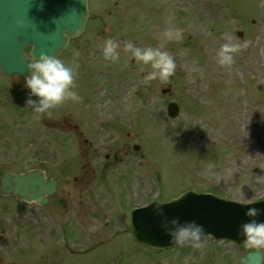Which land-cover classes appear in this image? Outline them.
<instances>
[{
	"label": "rangeland",
	"instance_id": "obj_1",
	"mask_svg": "<svg viewBox=\"0 0 264 264\" xmlns=\"http://www.w3.org/2000/svg\"><path fill=\"white\" fill-rule=\"evenodd\" d=\"M88 7L85 35L61 55L75 66L73 90L83 104L73 100L68 130L76 126L88 138L99 130L100 148L115 137L111 149L121 159L105 161L106 148L65 152L57 169L48 168L60 186L47 205L0 197V264H227L250 251H260L264 261V249H234L211 238L198 249L149 251L124 224L129 208L159 192L162 201L187 188L242 203L264 197V0H89ZM108 38L120 42L118 61L103 55ZM127 41L169 52L174 73L146 80L154 69L125 49ZM225 43L240 46L231 65L218 62ZM4 82L0 174L6 161L11 170L26 164L18 155L47 156L35 153L41 132L32 119L4 105ZM169 102L179 107L173 119ZM58 130L49 138L66 135ZM95 164L108 170L98 181L90 175Z\"/></svg>",
	"mask_w": 264,
	"mask_h": 264
},
{
	"label": "water",
	"instance_id": "obj_2",
	"mask_svg": "<svg viewBox=\"0 0 264 264\" xmlns=\"http://www.w3.org/2000/svg\"><path fill=\"white\" fill-rule=\"evenodd\" d=\"M86 18V0H0V73L24 74L29 71L27 66L33 57L39 59L42 53L57 56L69 37L75 38L83 32ZM27 45L32 46L29 58L22 53ZM167 111L170 117H175L178 108L170 103ZM0 186L4 195L13 194L20 200L42 205L47 195L53 193L55 181L44 179L38 171L22 175L5 172ZM205 198L207 200H203ZM251 207L261 210L255 218L245 215ZM177 217L181 222L195 220L203 225L206 235L243 244L240 225L249 219L264 221V202L244 206L208 195L186 193L169 204L154 203L130 212L126 227L137 242L153 248H166L174 244L161 221ZM241 261L261 264V254L249 253Z\"/></svg>",
	"mask_w": 264,
	"mask_h": 264
},
{
	"label": "clouds",
	"instance_id": "obj_3",
	"mask_svg": "<svg viewBox=\"0 0 264 264\" xmlns=\"http://www.w3.org/2000/svg\"><path fill=\"white\" fill-rule=\"evenodd\" d=\"M120 42L108 38L103 44V55L105 59L118 61L120 54L117 49ZM126 50H130L132 55L145 64H151L154 69L146 76V80L156 78L167 79L176 68L174 57L167 51L159 48L139 47L132 41L124 44ZM240 46L238 44L225 43L221 45L218 52L219 63L221 65H231L235 62L232 53ZM30 75L26 78L27 96L24 101V107L28 108L34 114H45L49 109L62 104L68 99L79 101L82 97L73 90L75 80V66L66 63L57 56H51L42 53L39 59L32 58L28 64ZM32 96L39 97V101L31 99ZM261 213V210L251 207L245 215L255 218ZM161 226L170 237V242L174 245H191L193 248H202L206 236L203 225L195 220L181 222L180 219L161 221ZM239 234L244 237V244L249 248L257 250L264 249V221L249 219L240 225Z\"/></svg>",
	"mask_w": 264,
	"mask_h": 264
},
{
	"label": "flooded vegetation",
	"instance_id": "obj_4",
	"mask_svg": "<svg viewBox=\"0 0 264 264\" xmlns=\"http://www.w3.org/2000/svg\"><path fill=\"white\" fill-rule=\"evenodd\" d=\"M26 77L23 76H15L13 79V82L10 83V86L16 87L19 89H26L27 87L26 83ZM6 101V98H5ZM67 111L65 114H63V106H56L54 108H51L48 110L47 113L41 115V114H29L27 110L23 109L22 111L24 114L28 116L34 117V126L35 130H37V135L41 134L36 138L34 143L35 153L39 155H46L51 154L54 152H63V151H70L72 149L70 141L72 140V137L76 135L77 127L74 126L75 131L71 132L68 130V128L72 127V124L68 121V118H72L71 113L68 109L71 110L70 106H67ZM55 124H59V128L55 126ZM59 131V133H65L66 135L62 134L61 136H50L51 130L54 129V127ZM63 127L64 130H61L60 128ZM50 139L53 140V142L50 141ZM76 141L82 144V146H76L77 148H80L82 150L90 151L93 150L92 145H87L86 139L83 138V135L81 132L77 134ZM39 150H44L45 153H38ZM106 159H108L109 154H107ZM38 159L46 161V156H40ZM231 261H227V264H230Z\"/></svg>",
	"mask_w": 264,
	"mask_h": 264
}]
</instances>
